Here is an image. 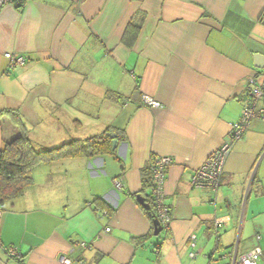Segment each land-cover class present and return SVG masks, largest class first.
<instances>
[{"label": "crops", "instance_id": "obj_1", "mask_svg": "<svg viewBox=\"0 0 264 264\" xmlns=\"http://www.w3.org/2000/svg\"><path fill=\"white\" fill-rule=\"evenodd\" d=\"M21 1L0 6V111L19 109L48 149L111 129L120 160L35 167V189L1 206L0 263L231 264L236 246L257 245L264 264V121L232 139L250 79L264 86L254 60L264 56V0ZM225 143L218 194L193 187ZM163 156L171 222L155 236L156 215L137 197L154 209L150 166Z\"/></svg>", "mask_w": 264, "mask_h": 264}, {"label": "trees", "instance_id": "obj_2", "mask_svg": "<svg viewBox=\"0 0 264 264\" xmlns=\"http://www.w3.org/2000/svg\"><path fill=\"white\" fill-rule=\"evenodd\" d=\"M12 3L21 6L17 4L18 0H12ZM133 28L139 29L137 25L130 24V33ZM113 94L109 93L110 96ZM0 127L4 144L0 149V207L25 194L28 187L33 184L31 172L40 164L79 157L94 159L111 156L115 160H120L117 151L113 150L111 129L85 140L75 139L56 148L47 149L32 141L19 109L1 110ZM117 138L115 134L114 139ZM146 213L150 217L155 215L153 208L146 210Z\"/></svg>", "mask_w": 264, "mask_h": 264}, {"label": "built area", "instance_id": "obj_3", "mask_svg": "<svg viewBox=\"0 0 264 264\" xmlns=\"http://www.w3.org/2000/svg\"><path fill=\"white\" fill-rule=\"evenodd\" d=\"M5 3H12V0H0V6ZM22 1L18 0L17 4H21ZM5 57L10 61V64L14 66H23L26 63L25 58L16 57L12 54H6ZM250 89V101L248 102L245 110L243 111L240 122L233 126V143L238 141L242 135L247 131L250 124L254 120L264 121V86L258 82L256 78H252L249 81ZM143 104L159 108L160 104L154 102L150 97H143ZM233 143H225L219 149L214 151L206 162L196 170L194 173L191 184L195 188H206L218 194L221 186L222 175L227 159L232 151ZM172 164V159L167 156L156 158L152 161L150 170L152 172V199L153 207L157 220L162 228H167L171 222V212L168 205L165 204V180L168 167ZM120 187V184H118ZM3 211L0 207V226L2 222ZM222 228L221 220L216 221V230ZM109 231V230H107ZM260 239L257 236V241ZM192 246H195L196 237L191 238ZM82 249L87 248L86 243H81ZM5 253L10 257L18 258L19 253L15 248L4 249ZM263 256L262 249L254 245L249 249L243 250L238 254L237 246L231 254V264H260ZM195 255L192 254V258ZM61 264H71V260L67 257L61 258Z\"/></svg>", "mask_w": 264, "mask_h": 264}, {"label": "water", "instance_id": "obj_4", "mask_svg": "<svg viewBox=\"0 0 264 264\" xmlns=\"http://www.w3.org/2000/svg\"><path fill=\"white\" fill-rule=\"evenodd\" d=\"M254 60H255V67L257 69L264 70V56L257 54L254 56ZM111 137L113 138V149L115 150L117 147L118 141L116 139H114L115 134H111ZM137 199L140 202V204H142L147 210H151L152 206L150 204H147L143 197L138 196ZM153 219H154L153 224H154V228H155L154 235L158 236L162 232V227L160 226V223L157 220L156 216L153 217ZM0 264H2V263H0Z\"/></svg>", "mask_w": 264, "mask_h": 264}, {"label": "rangeland", "instance_id": "obj_5", "mask_svg": "<svg viewBox=\"0 0 264 264\" xmlns=\"http://www.w3.org/2000/svg\"><path fill=\"white\" fill-rule=\"evenodd\" d=\"M63 144H64V143H63ZM61 145H62V144H61ZM59 146H60V145H59ZM56 147H58V146H56ZM56 147H52V149H53V148H56ZM47 149H48V148H47ZM46 164H47V163H46ZM31 176H32V179H33V184H34V177H33V174H32ZM33 184L30 185V187H28V189H30V188H31V190L35 189V187H34ZM28 189H27V190H28ZM27 190H26V191H27Z\"/></svg>", "mask_w": 264, "mask_h": 264}]
</instances>
